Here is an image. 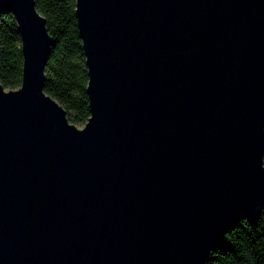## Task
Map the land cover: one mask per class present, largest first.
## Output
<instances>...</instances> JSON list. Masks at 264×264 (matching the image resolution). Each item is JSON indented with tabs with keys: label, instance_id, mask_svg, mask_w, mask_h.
<instances>
[{
	"label": "water",
	"instance_id": "1",
	"mask_svg": "<svg viewBox=\"0 0 264 264\" xmlns=\"http://www.w3.org/2000/svg\"><path fill=\"white\" fill-rule=\"evenodd\" d=\"M0 264H204L264 205V0H76L90 114L44 86L35 0H0Z\"/></svg>",
	"mask_w": 264,
	"mask_h": 264
},
{
	"label": "trees",
	"instance_id": "2",
	"mask_svg": "<svg viewBox=\"0 0 264 264\" xmlns=\"http://www.w3.org/2000/svg\"><path fill=\"white\" fill-rule=\"evenodd\" d=\"M75 3L76 0H35L52 38L43 88L64 106L70 121L83 125L90 114L88 74ZM22 59L15 16L5 10L0 13V82L4 87L20 85ZM204 264H264V205L254 220L241 216L231 224Z\"/></svg>",
	"mask_w": 264,
	"mask_h": 264
},
{
	"label": "rangeland",
	"instance_id": "3",
	"mask_svg": "<svg viewBox=\"0 0 264 264\" xmlns=\"http://www.w3.org/2000/svg\"><path fill=\"white\" fill-rule=\"evenodd\" d=\"M78 126H82L81 124H77Z\"/></svg>",
	"mask_w": 264,
	"mask_h": 264
}]
</instances>
